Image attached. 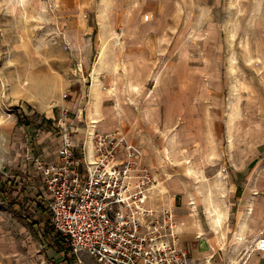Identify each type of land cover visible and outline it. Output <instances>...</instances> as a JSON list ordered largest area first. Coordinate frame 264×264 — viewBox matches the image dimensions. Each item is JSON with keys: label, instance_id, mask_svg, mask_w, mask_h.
<instances>
[{"label": "rangeland", "instance_id": "rangeland-1", "mask_svg": "<svg viewBox=\"0 0 264 264\" xmlns=\"http://www.w3.org/2000/svg\"><path fill=\"white\" fill-rule=\"evenodd\" d=\"M92 114L146 157L154 209H264V0H0V264H97L28 160Z\"/></svg>", "mask_w": 264, "mask_h": 264}, {"label": "built area", "instance_id": "built-area-1", "mask_svg": "<svg viewBox=\"0 0 264 264\" xmlns=\"http://www.w3.org/2000/svg\"><path fill=\"white\" fill-rule=\"evenodd\" d=\"M57 161L28 157L41 177L54 231L71 253L97 264H212L180 245L174 214L148 205L154 176L121 130L95 134L93 153H79L65 126ZM264 252V238L256 249ZM80 262V261H79Z\"/></svg>", "mask_w": 264, "mask_h": 264}, {"label": "crops", "instance_id": "crops-1", "mask_svg": "<svg viewBox=\"0 0 264 264\" xmlns=\"http://www.w3.org/2000/svg\"><path fill=\"white\" fill-rule=\"evenodd\" d=\"M95 117L96 115L93 114L92 117H90V121L92 122L91 126L88 122L89 119L87 120V125L90 126L88 131L92 128L90 138L88 134L85 135L87 129L85 125L82 126V129H80L79 123L71 126L72 131H80V135L77 136L79 138L76 140L70 139L76 150L80 147L84 152L88 150L91 154L93 153L94 135L96 132H101L100 134L111 133L106 126L99 125ZM62 133L64 132L62 131ZM47 150L48 149L43 148V154L40 156L46 161H57L58 149L51 152ZM142 162L146 163V157L143 156V158L140 159V164L143 167ZM148 170L154 175L152 170ZM164 174L165 173L161 172L157 177L163 180ZM169 200L170 203L161 205L163 208L160 209H168L173 212L180 245L188 250L193 260L198 262L211 260L212 264H264V252L254 250L257 247L259 235L263 233L262 235L264 237V209L261 208V205L255 206V203L249 201L248 204L241 203L239 207L234 208L236 207V203H230L227 214L218 217L215 214L209 213L201 218L190 212V208L187 205V198H185L183 202L184 204L181 211L177 210V208L173 209L177 206L175 199ZM149 203L150 199L148 205ZM149 206L154 208L152 205ZM247 207H251L252 210L250 211L253 212L245 213ZM234 209L237 213L235 214V218L231 221L229 216L231 212L233 213ZM250 249H252V252L249 257L246 258V256H241L244 251L249 252ZM231 251L232 255H230ZM223 255L225 257H223Z\"/></svg>", "mask_w": 264, "mask_h": 264}, {"label": "trees", "instance_id": "trees-1", "mask_svg": "<svg viewBox=\"0 0 264 264\" xmlns=\"http://www.w3.org/2000/svg\"><path fill=\"white\" fill-rule=\"evenodd\" d=\"M3 188V184L0 182V189H2ZM62 237V236H61ZM67 243H68V241L65 239V238H63ZM69 245V244H68ZM69 250H70V252H71V248H70V246H69Z\"/></svg>", "mask_w": 264, "mask_h": 264}]
</instances>
